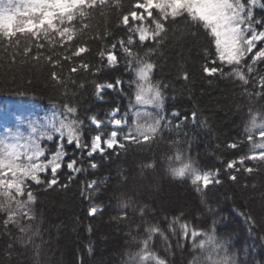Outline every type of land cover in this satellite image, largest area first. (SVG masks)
Wrapping results in <instances>:
<instances>
[{
  "label": "snow or ice",
  "instance_id": "6c2138e0",
  "mask_svg": "<svg viewBox=\"0 0 264 264\" xmlns=\"http://www.w3.org/2000/svg\"><path fill=\"white\" fill-rule=\"evenodd\" d=\"M113 27L122 33L118 38ZM177 27L194 41H206L201 72L208 83L214 78L230 81L249 102L243 136L226 145L237 150L246 144L248 150L234 159L218 157L222 167L203 168L191 155L190 144L181 148L180 130L189 121L206 127L207 120H198L196 111L190 116L177 110L165 112L162 88L167 85L153 82L157 65L151 57L161 51ZM89 40L100 42L95 68L83 58L92 51ZM122 61L134 76L129 81L134 92L123 115L119 107H113L103 119L95 114L82 118L79 106L65 99L53 103L50 112L33 118L0 116V225L8 235H13L12 228L17 229L20 235L15 239L22 247H32L34 264H41L44 244L41 227L35 223L37 192L67 189L86 171L85 164L97 167V157L111 160L130 146L150 145L163 139L165 130L175 129L177 138L169 140L173 152L165 157V172L172 180L187 182L202 204L208 203L207 193L223 183V175L237 182V173L251 175L264 166V109L251 107L254 100H264V0H0V63L9 68L46 67L49 83L63 89L65 97L69 83L79 89L91 83L98 97L105 90L123 93L122 79L100 82L95 78L103 68H117ZM80 72L93 79L78 83ZM177 75L185 82L191 79L183 65ZM71 91L76 94L75 87ZM16 95L26 93L17 89ZM155 167L154 160L140 165L141 175ZM65 172L67 182L61 179ZM127 179L121 173L122 182ZM97 183L95 179L81 181V195ZM117 208L113 221H140L135 225L136 235L131 230L127 233L138 245L135 252L127 253L129 264H169L153 247L159 237L172 252L168 233L177 239L181 250L190 244L193 255L189 264H247L241 261L240 250H232L231 236H218L215 220L208 229L185 220L183 213L165 215L161 221L155 219L159 214L153 205L123 193L117 198ZM236 211L252 235L255 220ZM96 212L89 208L87 215L94 217ZM141 230L143 235H139ZM88 231L91 233V225ZM259 239L264 241V235ZM14 246L9 243L7 247ZM244 254L247 256V249ZM7 255L11 258V252Z\"/></svg>",
  "mask_w": 264,
  "mask_h": 264
},
{
  "label": "trees",
  "instance_id": "16d2710c",
  "mask_svg": "<svg viewBox=\"0 0 264 264\" xmlns=\"http://www.w3.org/2000/svg\"><path fill=\"white\" fill-rule=\"evenodd\" d=\"M113 31L117 38L122 34L115 27ZM88 44L92 51L83 58L95 68L100 42L89 40ZM205 46V40L194 41L187 32L177 27L169 33L167 44L151 59L157 65L153 72V82L167 85L162 88L165 112L177 110L181 115L190 116L192 111H196L198 120H207L206 127L189 121L180 130L178 138L182 141L181 148L187 149L190 144L191 155L201 167L212 168L222 167L218 164V157L234 159L247 152L246 144L237 150L228 149L226 145L243 136L249 102L240 96L239 88L230 81L214 78L211 84L208 83V78L201 72V64L204 62L202 48ZM178 52L183 54L182 58L177 55ZM181 65L191 74L187 82L178 78ZM95 78L100 82H114L120 78L125 82L124 91L105 90L98 97L91 83L86 89H79L69 83V93L65 97L63 89H57L49 83L46 67L13 65L9 68L0 63V98L33 102L43 109L68 99L79 106L82 118L95 114L103 119L113 107H119L123 115L134 92V87L129 84L134 78L133 73L126 69L122 61L117 68H103ZM92 79L88 73L80 72L77 75L78 83ZM73 87L76 89L75 95L71 91ZM17 89L25 91L26 95H16ZM251 107L254 110L264 109V100H254ZM149 110L155 112V109ZM176 138L175 129L165 130L163 139H157L150 145L130 146L126 153L119 157L113 156L111 160L97 157L96 168L85 164L86 171L73 179L65 190H39L34 207L35 223L40 225L44 240L41 264H58V259L62 264H80L81 259L83 264H129L127 253L135 252L138 245L127 233L131 230L136 235L135 225L140 221L133 218L120 223L111 219L118 212L117 198L122 193L153 205L159 214L155 219L161 221L165 215L171 217L183 213L185 220L198 228L208 229L215 220L218 236H231L234 246L232 250H240L242 262L246 260L247 264H264V241L259 239L264 235V166L251 175L237 173V182L223 175V183L214 186L207 193L208 203L202 204L201 197L187 182L172 180L165 172V157L173 152L169 140ZM153 160L156 162L155 169L143 170L144 174L141 175L140 165ZM121 173L127 176L126 183L122 182ZM105 177L108 178L107 182H100ZM61 179L67 182L66 172L61 174ZM93 179L98 183L82 196L81 181ZM244 184H247L246 188L242 187ZM89 208L97 209L94 217L87 215ZM236 210L251 215L255 220L252 235L248 232L249 225ZM89 225L92 226L91 233L88 231ZM161 226L167 232V225L162 223ZM12 233L6 234L0 225V264H34L32 247H22L21 242L15 239V236L20 235L16 228H12ZM139 235H143L142 230ZM168 235L173 245L172 252L166 250L165 243L159 237L154 241V249L169 264H189L193 255L190 244L181 250L177 247V239L171 233ZM9 243L15 246L9 249ZM245 249L247 256L244 254ZM9 252L11 258L7 255Z\"/></svg>",
  "mask_w": 264,
  "mask_h": 264
},
{
  "label": "rangeland",
  "instance_id": "374dc122",
  "mask_svg": "<svg viewBox=\"0 0 264 264\" xmlns=\"http://www.w3.org/2000/svg\"><path fill=\"white\" fill-rule=\"evenodd\" d=\"M46 111L50 112L51 108L42 109L33 102H16L6 98L0 101V116L12 115L25 119L33 118L35 115H43ZM57 262L62 264L59 259Z\"/></svg>",
  "mask_w": 264,
  "mask_h": 264
}]
</instances>
